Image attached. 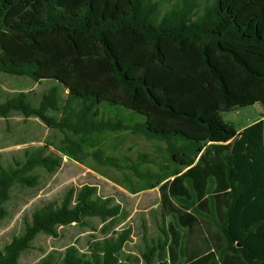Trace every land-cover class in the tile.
<instances>
[{
    "label": "trees",
    "instance_id": "obj_1",
    "mask_svg": "<svg viewBox=\"0 0 264 264\" xmlns=\"http://www.w3.org/2000/svg\"><path fill=\"white\" fill-rule=\"evenodd\" d=\"M160 8L0 0V77L47 85L0 96V118H38L60 135L0 164V229L65 159L133 170L131 194L159 192L125 225V193L103 196L98 181L69 185L0 239V264H21L40 236L58 239L69 227L90 233L86 247L53 249L36 264H264V120L239 131L223 117L264 107V0ZM123 133L165 143L167 163L142 170L104 158L107 138Z\"/></svg>",
    "mask_w": 264,
    "mask_h": 264
},
{
    "label": "rangeland",
    "instance_id": "obj_2",
    "mask_svg": "<svg viewBox=\"0 0 264 264\" xmlns=\"http://www.w3.org/2000/svg\"><path fill=\"white\" fill-rule=\"evenodd\" d=\"M160 1V10L164 14L178 0H157ZM212 0H202V3ZM47 85L37 84L28 77H0V96L14 95L21 92L41 93ZM264 116V107L257 104L255 106L235 109L232 112L223 113L224 119L233 124L239 131L244 130L250 125L258 122ZM60 137L56 131L49 129L40 119H25L20 115H13L8 119L0 118V164L14 152H20L24 149H31L42 146L48 142H57ZM166 144L159 141H148L141 137H135L129 133L109 136L106 141V153L104 158H113L120 160V164L125 166L126 158L128 164H141L142 170L150 168L157 170V165L166 164ZM147 162L142 163L145 157ZM133 175V170L117 169L111 167L108 162H99L93 158L80 164L68 159L64 160L60 171L51 177L42 173V181L38 187L39 193L35 199H31L22 211L8 225L0 229V239L9 240L14 231H19L21 222L26 214H30L32 209L50 201L59 198L65 188L69 185H80L83 183L98 181L103 196H118L117 192L125 193L129 197L130 205L128 207L129 218L125 225L133 223L135 215L145 209L146 205L151 204L154 199L159 198L158 190H151L139 195H133L127 189L125 178ZM132 177V176H131ZM126 183V184H124ZM27 198L24 197V200ZM120 202L122 200H119ZM81 229L69 227L62 231L58 239L40 236L35 242L38 252H32L24 258L21 264H36L38 259L53 249H65L71 244H76L80 248L86 247L90 233L80 234ZM78 237V238H77ZM79 242V244H77Z\"/></svg>",
    "mask_w": 264,
    "mask_h": 264
},
{
    "label": "crops",
    "instance_id": "obj_3",
    "mask_svg": "<svg viewBox=\"0 0 264 264\" xmlns=\"http://www.w3.org/2000/svg\"><path fill=\"white\" fill-rule=\"evenodd\" d=\"M262 120H264V116L262 117ZM155 190H157V189H155ZM148 192V191H147ZM144 193H146V192H144ZM127 195V194H126ZM139 195V194H138ZM128 196V195H127Z\"/></svg>",
    "mask_w": 264,
    "mask_h": 264
}]
</instances>
